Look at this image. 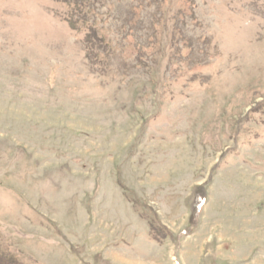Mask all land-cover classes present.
I'll return each instance as SVG.
<instances>
[{"label": "rangeland", "instance_id": "rangeland-1", "mask_svg": "<svg viewBox=\"0 0 264 264\" xmlns=\"http://www.w3.org/2000/svg\"><path fill=\"white\" fill-rule=\"evenodd\" d=\"M0 264H264V0H0Z\"/></svg>", "mask_w": 264, "mask_h": 264}]
</instances>
